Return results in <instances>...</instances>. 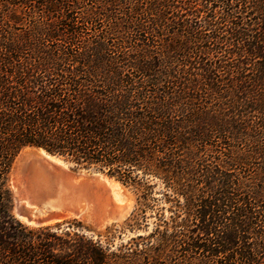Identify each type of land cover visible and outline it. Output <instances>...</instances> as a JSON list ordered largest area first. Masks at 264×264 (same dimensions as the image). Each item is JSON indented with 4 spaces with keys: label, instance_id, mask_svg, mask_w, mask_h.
Segmentation results:
<instances>
[{
    "label": "trees",
    "instance_id": "trees-1",
    "mask_svg": "<svg viewBox=\"0 0 264 264\" xmlns=\"http://www.w3.org/2000/svg\"><path fill=\"white\" fill-rule=\"evenodd\" d=\"M28 148L139 206L97 237L23 223ZM0 264H264V0H0Z\"/></svg>",
    "mask_w": 264,
    "mask_h": 264
},
{
    "label": "rangeland",
    "instance_id": "rangeland-1",
    "mask_svg": "<svg viewBox=\"0 0 264 264\" xmlns=\"http://www.w3.org/2000/svg\"><path fill=\"white\" fill-rule=\"evenodd\" d=\"M59 159L60 161L56 162V164L64 169L65 174L68 175L72 183H84L87 185V191L80 192L75 187L69 192L67 197L73 200H77V198L80 200L85 199V201L88 200L87 205L89 206L82 213L76 212L75 214H70L71 216H65L63 220L78 219L90 228V234L97 237L98 234L105 232L108 226L123 223L131 215L133 210L139 206L140 194L135 188L126 186L115 178L98 170L78 168L73 163H69L65 158L60 157ZM47 161L42 150L28 148L19 155L14 163L11 174V186L15 197L14 215L23 223L29 224L22 220L16 213L17 205L20 202L19 197L27 192L28 186L33 180L35 181V173L41 170L44 167L43 164ZM113 184L119 187V201L113 195ZM155 190L157 191L158 187L156 189L154 188L152 194L154 200L150 201V209L146 212V223L137 232L125 234L122 239L116 241V244L121 242L126 243L129 239L139 234L148 235L153 230L155 223ZM61 196L62 194L59 195V197ZM156 196L159 197L160 194ZM90 200L97 204H88ZM63 220H60V222Z\"/></svg>",
    "mask_w": 264,
    "mask_h": 264
},
{
    "label": "water",
    "instance_id": "water-1",
    "mask_svg": "<svg viewBox=\"0 0 264 264\" xmlns=\"http://www.w3.org/2000/svg\"><path fill=\"white\" fill-rule=\"evenodd\" d=\"M40 150H44L57 159L53 160L44 156L48 161L43 164L44 167L41 170L35 173V181L33 180L28 186L27 192L19 197L20 202L16 208L19 217L26 218L29 223H34L35 226L52 225L60 222V219L58 220L59 216H67L78 212L77 208L73 206L66 207L65 205L61 209L58 207L60 203H58L59 195L64 193V188L67 185L87 189V185L84 183H72L68 175L65 174L64 169L56 164L62 156L51 154L42 148ZM53 207H57L59 210L52 209Z\"/></svg>",
    "mask_w": 264,
    "mask_h": 264
},
{
    "label": "bare ground",
    "instance_id": "bare-ground-1",
    "mask_svg": "<svg viewBox=\"0 0 264 264\" xmlns=\"http://www.w3.org/2000/svg\"><path fill=\"white\" fill-rule=\"evenodd\" d=\"M42 153L45 157H48V158H52L53 160L57 159L56 157H53V156H50L49 154H47L44 150H42ZM77 186H72V185H67L65 188H64V193H62V196L59 197V201H58V207L61 209L62 206H65L68 207V206H73L74 208H77L76 210L79 212V213H82V211L86 210L89 206L87 205V201L84 200H80L77 198V200H73L72 198L70 197H67V195L69 194V192H71L73 190V188H75ZM76 189H78L80 192H84L86 190L84 189H81L79 187H77ZM112 189H113V195L114 197L119 201V197H118V193H119V187L118 185H115L113 184L112 185ZM61 194V193H60ZM97 204L93 201H89L88 204L92 205V204ZM59 208L57 207H53L52 209H56V210H59ZM108 211V210H107ZM105 213V212H104ZM70 215V214H69ZM68 216V215H67ZM71 216V215H70ZM22 220H24L25 222H28L26 218L24 217H20ZM63 218H65V216H59L58 217V220H63ZM29 223V222H28ZM29 224H32L34 225V223H29Z\"/></svg>",
    "mask_w": 264,
    "mask_h": 264
}]
</instances>
